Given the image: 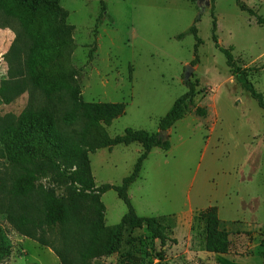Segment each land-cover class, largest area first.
I'll return each mask as SVG.
<instances>
[{"label": "rangeland", "instance_id": "obj_1", "mask_svg": "<svg viewBox=\"0 0 264 264\" xmlns=\"http://www.w3.org/2000/svg\"><path fill=\"white\" fill-rule=\"evenodd\" d=\"M104 1L99 21L100 0H60L58 7L69 11L67 21L75 27L72 59L80 69L81 98L127 105L126 113L107 127L109 134L122 135L127 128L158 132L161 118L187 91V80L199 83L195 102L208 113L203 117L192 111L178 121L170 130V150L153 149L129 189L137 213L161 217L177 243L162 246L146 225L130 227L122 247L93 264H263L264 110L236 81L215 46L212 2L202 12L198 0ZM241 1L264 16V0ZM215 5L221 45L233 48L238 65L246 68L264 95V26L242 11L237 0H216ZM198 18L203 43L198 47L199 62L192 65L196 37L188 31ZM2 22L0 123L19 117L33 93L21 75L22 56L13 51L20 49L17 25ZM94 40L97 51L90 61ZM188 65L193 69L187 74ZM72 126L80 128L76 121ZM82 152L100 186L120 184L133 171L142 146L117 145L96 152L82 147ZM55 165L39 156L25 163L31 170L30 183L53 191L63 202L64 221L51 234L63 260L12 225L11 211L29 213L35 200L12 203L11 187L23 170L8 158L0 141V227L12 247L0 264H77V251L97 237L102 226L119 223L127 212L114 190L103 195L82 191ZM211 206L217 207L221 226L230 232L229 254L205 249L206 223L198 214Z\"/></svg>", "mask_w": 264, "mask_h": 264}, {"label": "trees", "instance_id": "obj_2", "mask_svg": "<svg viewBox=\"0 0 264 264\" xmlns=\"http://www.w3.org/2000/svg\"><path fill=\"white\" fill-rule=\"evenodd\" d=\"M215 1L211 0L212 39L215 46L225 55L227 66L236 81L264 110L263 93L256 89L246 68L238 65L233 48H226L219 41ZM58 3L60 0H0V22L5 20L17 25L15 29L20 49L16 46L13 51L22 56V74L17 73L25 75L33 91L28 106L19 117L0 123V141L6 147L8 158L23 170V173L19 171L15 175L10 193L12 203L22 198L35 200L29 213L12 210L10 221L20 234L51 247L62 258V250L55 246L56 240L51 234L64 221L63 202L53 191L30 183L31 170L25 166L33 157L39 156L55 162V169H61L67 174L80 190L95 191L100 195L114 190L127 205V212L119 223L102 226L97 237L77 251V264H93L94 260L117 252L123 245L125 231L130 227L146 225L162 246L168 241L177 243V238L169 236L168 226L161 217L140 216L137 213L129 189L140 178L143 164L153 149L170 150V130L178 121L192 111L203 117L207 115V109L195 102V97L199 94L196 89L199 83L188 80L185 82L187 91L175 100L172 108L161 118L158 132L127 128L122 135L111 136L107 127L126 113L127 105L87 102L81 98L80 69L72 59L77 48L74 39L75 27L67 21L69 11L58 7ZM100 3L102 12L97 18L98 21L105 10V1L100 0ZM237 4L242 11L254 16L257 24L264 26V16L241 0H237ZM47 5H54L56 9L51 10ZM198 21L199 18L188 31L196 37V58L192 65L199 62L198 47L203 43L198 35ZM181 37L183 35L179 36ZM96 51L97 41L94 40L90 61L94 59ZM74 121L79 122L80 128L72 126ZM133 143L142 146L133 171L120 184L104 183L96 186L90 161L84 156L82 147L96 152ZM198 215L206 223V251L220 255L229 254L232 245L230 232L221 226L217 207H208ZM261 245L264 247V240ZM11 250L9 240L0 227V259L8 257Z\"/></svg>", "mask_w": 264, "mask_h": 264}, {"label": "water", "instance_id": "obj_3", "mask_svg": "<svg viewBox=\"0 0 264 264\" xmlns=\"http://www.w3.org/2000/svg\"><path fill=\"white\" fill-rule=\"evenodd\" d=\"M211 3V0H198V6L201 8V11L203 12L207 6H209ZM193 67L191 65H188L186 67V73L188 74L189 71H191Z\"/></svg>", "mask_w": 264, "mask_h": 264}]
</instances>
